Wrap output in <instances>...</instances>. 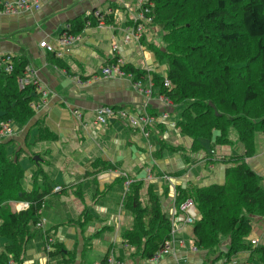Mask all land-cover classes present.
Returning a JSON list of instances; mask_svg holds the SVG:
<instances>
[{"label":"crops","instance_id":"0c3cea01","mask_svg":"<svg viewBox=\"0 0 264 264\" xmlns=\"http://www.w3.org/2000/svg\"><path fill=\"white\" fill-rule=\"evenodd\" d=\"M5 1L13 0H0ZM94 10L108 12L109 17L83 24L80 29L73 27L75 21L90 17ZM138 14L137 0H41L38 9L16 14L0 12V58L25 57V75L39 88L35 114L23 125L13 123L16 131L5 139L10 140V153L19 149L24 189L29 191L34 185L51 187L39 213L44 219L43 230L33 227L34 235L25 242L19 260L11 259L10 264H96L107 256L114 258V264H173L177 260L182 264H264L255 250L264 245V217H253L245 239L257 242L227 257L224 252L228 238L222 240L223 253L195 247L192 224L183 221L176 202L178 186L224 182L230 157L244 151L236 133L230 132L228 143L200 140V148L193 149L192 139L175 128L179 115H171L174 106L170 117L157 118L148 127L147 135L124 120L95 122L100 105L137 113L147 101L146 109L151 114L163 110L158 87L153 84L151 97L143 89L151 73L163 75L167 65L147 47L158 37V31L148 27ZM139 22L144 25L145 37L138 40L130 30ZM64 34L72 37L68 44L59 40ZM42 40L51 43L53 51L40 47ZM113 44L117 45L116 51ZM114 55L148 74L138 79L131 73L104 77L101 67ZM73 110L80 112L81 122ZM37 121L49 129L53 139L35 140ZM254 149L245 161L261 176L264 187L263 131L256 133ZM123 172L134 182H142V205L148 202L150 185L161 210L176 229L173 245L157 258L147 257L123 238V232L134 222L133 211L124 199L127 186ZM35 173L38 176L34 178ZM58 185L61 188L55 190ZM44 232L53 239L50 254L44 247Z\"/></svg>","mask_w":264,"mask_h":264},{"label":"trees","instance_id":"16d2710c","mask_svg":"<svg viewBox=\"0 0 264 264\" xmlns=\"http://www.w3.org/2000/svg\"><path fill=\"white\" fill-rule=\"evenodd\" d=\"M143 7L152 23L162 30L166 43L163 47L149 43L150 50L167 64L163 75L151 73V78L160 93L175 104H184L176 122L180 132L192 139L193 149H199L200 140L228 143L229 128H233L244 145L242 154L230 157L224 182L176 187V202L192 198L200 215L192 224L195 247L223 253L220 247L227 237L224 253L230 257L251 248L245 239L253 217H264L261 176L245 161L254 153L256 133L264 132V0H148ZM93 12L90 17L75 21L73 27L80 29L83 24L109 17L102 10L101 18ZM176 39L179 44L173 42ZM192 51L194 55L190 54ZM10 57L11 71L0 66V121L23 125L35 114L31 103L39 93L34 81L19 84L28 60L23 56ZM115 59L116 56L112 57L108 63ZM121 69L137 79L148 74L131 63L121 64ZM165 79L169 85H164ZM37 124L36 141L53 139L44 124L38 121ZM6 139H0V237L6 241L0 248V264L19 260L25 242L34 235L39 210L51 189L50 185L24 189V168L17 157L19 149L10 153L7 149L10 140ZM34 160H38L37 155ZM36 176L37 173L33 177ZM141 186V182L131 183L125 191L124 199L133 211L134 222L123 232V238L151 257L163 248L171 222L151 187L148 202L141 204ZM13 199L28 201L29 206L13 210L9 205ZM255 250L258 259L264 262V245Z\"/></svg>","mask_w":264,"mask_h":264},{"label":"built area","instance_id":"2783aa9c","mask_svg":"<svg viewBox=\"0 0 264 264\" xmlns=\"http://www.w3.org/2000/svg\"><path fill=\"white\" fill-rule=\"evenodd\" d=\"M40 1L41 0H13L12 2H0V12L6 13V14H16L19 12L27 11L30 9H38L40 7ZM142 4L144 5L145 2ZM145 10H147L145 8ZM94 15L98 16L99 18L102 17L100 10H94L93 12ZM90 22L87 21V24ZM134 37H136L135 31H132L131 33ZM129 36V35H128ZM72 37L71 36H66L65 34L61 37H59V40L61 43L68 44L71 41ZM38 45L40 47L45 48L48 51H53V46L51 43L47 42L46 40L39 41ZM112 49L114 51L117 50V45L113 44ZM58 55H60V52H57ZM114 55L113 57H115ZM12 60L9 55H4L1 56L0 58V66H3V68L6 71H11L12 70ZM121 64H123L118 56H116V59L112 63H108L106 65H103L101 67V71L104 77H113L117 74L124 73L123 70L121 69ZM28 68H26L27 71ZM26 73V72H25ZM32 80L28 79L26 75L23 77L19 78V84L22 86L24 83L30 82ZM78 81H81V79H78ZM164 85H169V80L165 79L164 80ZM39 91V88L36 89ZM151 91H152V84L151 86L149 85L146 87L145 94L149 97H151ZM31 106L36 110L39 107V102L34 101L31 103ZM147 107V101L144 102V107L143 110L141 109L137 113H133L129 111L128 109L122 108V107H112L110 105H100L96 108L95 111V122L96 123H102L105 124L107 121L111 118L115 119H120L126 121L129 125L135 128H139L145 135L148 134L147 126H151L154 124V122H157V119L152 114H148L146 111ZM73 114L76 116L78 121L81 122L80 118V112L77 110H73ZM167 118V113L164 111L160 117V119H165ZM159 119V118H158ZM85 124V123H83ZM13 133V123L10 121H0V139L7 138L11 136ZM165 178H168V175H163ZM126 185H128V182H126ZM61 186H56L55 190H59ZM179 208L183 213V221L188 224H193L196 220L200 218L199 212L196 208V205L192 198H185L183 201H181L179 204ZM29 206L28 201H19L17 203V210L25 209ZM40 212V210H39ZM43 224H44V219L40 218L36 221L34 224L35 228L42 229L43 230ZM175 227L173 224L171 225V229L169 232V237L166 239L165 244L162 249L158 250L152 258H157L158 255L160 254L161 251L165 249H170V247L173 245L174 240H175ZM44 238H45V243L44 247L45 250H51L52 249V242L53 239L51 236L47 235L44 232ZM257 240L251 239V243L255 244ZM105 262L101 263H96V264H114L115 260L112 256H107ZM173 264H182L180 261H175ZM226 264H247V263H238L237 261H230L227 262Z\"/></svg>","mask_w":264,"mask_h":264},{"label":"rangeland","instance_id":"374dc122","mask_svg":"<svg viewBox=\"0 0 264 264\" xmlns=\"http://www.w3.org/2000/svg\"><path fill=\"white\" fill-rule=\"evenodd\" d=\"M148 0H137V2H138V4H139V8H140V14H138L139 16H137V17H140V19L142 18L143 20H144V22L145 23H147V26L148 27H150V26H152L153 28H151V29H155V30H157L158 31V37H156L155 39L153 38V41L154 42H152L154 45H158V46H161V47H163V46H166V43L163 41V38H162V30H160V28L158 27V26H155L154 25V23H152V18H151V16L149 15V13H148V11L147 10H145L144 9V7H143V4H142V2L144 3H146ZM133 27V26H132ZM132 31H135V33H136V38L139 40V39H141L142 37H145V35L143 34V31H144V25H142V23H136L135 24V26L130 30V34L132 33ZM129 33V32H128ZM144 39V38H143ZM174 43H180L179 42V40H175V41H173ZM174 45V44H173ZM147 47L149 48V43L147 44ZM172 49H174V48H172ZM175 51H176V49H174ZM152 51V50H151ZM153 52V51H152ZM185 52H186V50H185ZM154 53V52H153ZM190 54H192V55H194V52L192 51V52H190ZM155 55V54H154ZM155 58L158 60V61H160V62H163L165 65H167L166 64V62L165 61H161V60H159L157 57H156V55H155ZM191 59L194 61V58L193 57H191ZM148 85H147V87L150 85L151 86V84H152V86H153V80H152V78H151V76L150 77H148ZM145 90H146V88H144L143 89V92L145 93ZM152 93H153V91H151V95H152ZM157 94H158V99H159V101L162 103V107H163V110L161 111V113H159L158 115H156V114H152L154 117H155V119H157V118H159L160 119V117H161V115H162V113L165 111L166 113H167V118L168 117H170L171 115L173 116V115H179V112H180V110L183 108V106H184V104H175V103H173L164 93H160L159 92V90L157 91ZM150 97V96H149ZM174 106V112H173V114H171L170 115V108H172ZM213 106H214V104H213ZM143 107H144V103H143V105L141 106V109L143 110ZM215 111H216V113H217V110H216V108H215ZM148 114H151L150 112H148V110L146 111ZM166 119V118H165ZM156 122H154V124H155ZM147 127H149V126H147ZM178 131H179V133H181L180 132V130H179V128L176 126L175 127ZM15 131H16V129L13 127V133H12V135L15 133ZM234 132V133H236V131H235V129H233V128H229V134H230V132ZM182 134V133H181ZM11 135V136H12ZM183 135V134H182ZM5 139V138H4ZM213 140V139H212ZM213 143H215L214 142V140H213ZM8 146V145H7ZM7 149H8V151L10 152V150H11V145L10 146H8L7 147ZM21 165H22V167L24 168V165H23V163H21ZM124 173V172H123ZM122 174V173H121ZM224 176H225V172H224ZM123 177H126V181L125 182H128V185L129 184H131V183H137V182H139V181H133L132 179H129V177L126 175V173H124L123 174ZM147 179V178H146ZM167 179V178H166ZM143 181H144V179H143ZM142 183V182H141ZM128 185H126L127 187H128ZM148 185V188L150 187V185L149 184H147ZM17 202L18 201H14V199L13 200H11V201H9V205H10V207H11V209H13V210H16V206H17ZM225 238H227V237H225ZM224 238V239H225ZM5 239L3 238V237H0V248H2V246H4V244H5Z\"/></svg>","mask_w":264,"mask_h":264},{"label":"water","instance_id":"95a60500","mask_svg":"<svg viewBox=\"0 0 264 264\" xmlns=\"http://www.w3.org/2000/svg\"><path fill=\"white\" fill-rule=\"evenodd\" d=\"M209 104L213 106L212 102H209ZM34 158L36 159V157H34Z\"/></svg>","mask_w":264,"mask_h":264}]
</instances>
